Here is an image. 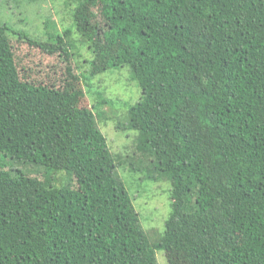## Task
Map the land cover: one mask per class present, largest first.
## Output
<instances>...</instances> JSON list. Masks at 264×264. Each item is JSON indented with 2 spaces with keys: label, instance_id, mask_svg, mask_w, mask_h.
Masks as SVG:
<instances>
[{
  "label": "trees",
  "instance_id": "trees-1",
  "mask_svg": "<svg viewBox=\"0 0 264 264\" xmlns=\"http://www.w3.org/2000/svg\"><path fill=\"white\" fill-rule=\"evenodd\" d=\"M74 3L92 61L0 15V264H159L157 250L169 264H264V0ZM125 66L142 89L126 115L139 165L98 123L114 102L95 79ZM122 166L169 182L164 234L144 227ZM60 172L70 180L56 186Z\"/></svg>",
  "mask_w": 264,
  "mask_h": 264
},
{
  "label": "rangeland",
  "instance_id": "rangeland-1",
  "mask_svg": "<svg viewBox=\"0 0 264 264\" xmlns=\"http://www.w3.org/2000/svg\"><path fill=\"white\" fill-rule=\"evenodd\" d=\"M74 0H5L0 2V15L8 23L12 34L24 33L34 38L57 39L63 37L69 43L80 62L92 61V54L82 37L76 31L73 22ZM22 51L27 52L26 44L21 45ZM30 58L47 73H53L60 68L58 58L34 49ZM90 68V63L88 64ZM100 81V82H99ZM108 88L114 105L105 106L107 114L98 118L102 131L109 139V146L114 152L126 156L128 160L139 165L145 159L144 152L138 148V131L130 129L126 118L127 111L136 104L141 96L142 89L139 82L133 77L128 66L113 67L96 77L95 82ZM90 99H92L90 97ZM3 160L9 161L12 166L26 174L36 176L46 171L43 165L28 163L22 160H12L1 153ZM154 167L148 158L141 165ZM155 168V167H154ZM126 166L118 169L122 180L134 199L136 210L140 213L143 225L153 236L165 232L167 219L171 212L169 182L165 178L159 179V172L151 170L145 172H131ZM147 174H156L146 178ZM56 175L55 185L61 186L70 180L68 174L60 172ZM41 177L43 175L41 174ZM74 185L77 186L76 180ZM159 264H169L164 250H157Z\"/></svg>",
  "mask_w": 264,
  "mask_h": 264
}]
</instances>
